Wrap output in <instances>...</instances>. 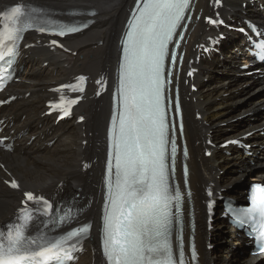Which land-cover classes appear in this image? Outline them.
<instances>
[{
	"label": "bare ground",
	"instance_id": "6f19581e",
	"mask_svg": "<svg viewBox=\"0 0 264 264\" xmlns=\"http://www.w3.org/2000/svg\"><path fill=\"white\" fill-rule=\"evenodd\" d=\"M0 1L6 4L35 1L59 11L77 9L96 13L94 25L81 35L65 39V52L48 50L44 47L46 41L40 37L24 43L33 47L22 50L16 67L18 83L8 89L15 101L0 110L1 137L12 139L11 151L0 149V222L14 214L25 191L56 196L78 194L81 204H88L81 218L91 219L93 230L76 264H101L97 230L102 195H98V189L105 157L110 91L99 99L91 98L88 93L94 88L89 85L85 100L74 111L75 118L58 125L53 124V117L43 113L45 102L52 95L50 88L66 78L82 73L91 80L100 73L112 77L118 55L117 41L133 0ZM223 2L218 11L225 20L251 17L264 27V0L253 4L248 0ZM243 2H246L245 7L241 6ZM209 9L208 0H197L195 12L200 10L206 14ZM189 29L192 32L184 46L186 58L193 55L191 49L195 43L212 33L211 29L206 30L202 19ZM242 44L243 39L227 33L220 43L219 55L211 53L208 59L200 57L195 65L198 71L194 82L199 86L196 94L182 85V74L180 76L189 185L197 211L196 240L201 264H254L261 258L248 255L244 240L223 222L216 221L213 230L208 232L200 205V200L205 199L202 188L209 183L222 191V196L238 198L246 183L264 177V135H260L264 131V117L259 116L264 109V75L241 77L243 72L239 67L250 62ZM245 114L252 116L240 124L230 123ZM78 116H84L82 124L75 123ZM250 131H259L246 140L253 146L251 156L232 148L222 150L218 145L212 149L205 143L207 139L211 142L229 140ZM52 141V145H48ZM206 149L212 151L208 159L203 156ZM85 162L93 164L83 169ZM219 171H224V176L218 177ZM11 179L18 182V190L10 189L5 183ZM208 241L214 243L213 251H207Z\"/></svg>",
	"mask_w": 264,
	"mask_h": 264
},
{
	"label": "snow or ice",
	"instance_id": "6c2138e0",
	"mask_svg": "<svg viewBox=\"0 0 264 264\" xmlns=\"http://www.w3.org/2000/svg\"><path fill=\"white\" fill-rule=\"evenodd\" d=\"M189 8L190 0H143L142 4L138 0L127 33L121 65V111L114 136L117 181L115 190L110 189L111 207L105 217L104 248L109 264H184L182 243L177 239L178 259L174 260L169 239L172 224L169 204L174 199L178 212L180 193L170 194L166 174L167 125L162 107V73L168 43ZM39 11L34 7L25 10L23 5L11 9L8 19L24 17L25 23L21 27L6 26L0 33V62L8 66L4 68L5 73L17 55L20 33L32 26V14ZM84 27L87 25L38 30L63 36ZM256 47L260 50L258 58L264 59V42ZM171 59L175 62L176 57L173 55ZM175 151L173 142V155ZM10 187L17 189V182L12 180ZM24 196L21 202L24 207L18 209L17 222L9 224L6 230L0 229V264H68L73 259L69 249H75L89 227L84 225L63 235L51 236L52 230L74 219L71 209H54L43 196L31 192H25ZM28 202L36 207L32 208ZM34 212L46 219L40 220ZM236 223L240 226L250 223L259 248L264 250V186H253L250 206L237 213ZM37 225L41 227L36 234L28 235L30 228ZM192 258L195 259L194 251Z\"/></svg>",
	"mask_w": 264,
	"mask_h": 264
},
{
	"label": "rangeland",
	"instance_id": "374dc122",
	"mask_svg": "<svg viewBox=\"0 0 264 264\" xmlns=\"http://www.w3.org/2000/svg\"><path fill=\"white\" fill-rule=\"evenodd\" d=\"M249 77H251V76H249ZM252 115H248V116H246L245 118L243 117V116H240V117H238V118H235L234 120H232L230 123L231 124H236V123H241L243 120H245L246 118H248V117H251ZM259 116H264V109L261 111V113H260V115ZM221 127H224V126H221ZM219 141H222V140H219ZM224 171H219V173H218V177H221L222 175L224 176ZM255 180L257 179V178H254ZM254 180V181H255ZM254 181H252V182H254ZM251 183V182H250ZM248 183H246V185H247ZM246 187V186H245ZM245 190V189H244ZM213 242H211V245H213V248L211 249V250H209V251H213L214 249H215V245H214V243L212 244ZM259 261V260H258ZM258 261L257 262H255L254 264H257L258 263Z\"/></svg>",
	"mask_w": 264,
	"mask_h": 264
},
{
	"label": "water",
	"instance_id": "95a60500",
	"mask_svg": "<svg viewBox=\"0 0 264 264\" xmlns=\"http://www.w3.org/2000/svg\"><path fill=\"white\" fill-rule=\"evenodd\" d=\"M263 261H264L263 259H262V260H260L258 264H262V262H263Z\"/></svg>",
	"mask_w": 264,
	"mask_h": 264
}]
</instances>
